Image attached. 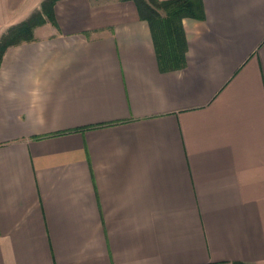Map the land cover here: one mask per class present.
<instances>
[{"label":"crops","instance_id":"0c3cea01","mask_svg":"<svg viewBox=\"0 0 264 264\" xmlns=\"http://www.w3.org/2000/svg\"><path fill=\"white\" fill-rule=\"evenodd\" d=\"M44 1L0 0V38ZM201 2L178 69L133 1L5 51L0 264H264V0Z\"/></svg>","mask_w":264,"mask_h":264},{"label":"trees","instance_id":"16d2710c","mask_svg":"<svg viewBox=\"0 0 264 264\" xmlns=\"http://www.w3.org/2000/svg\"><path fill=\"white\" fill-rule=\"evenodd\" d=\"M58 0H45L40 10L24 22L14 25L0 38V62L5 51L14 45L34 40V30L47 20L54 21V5ZM135 2L142 19L149 23L158 61L163 69L184 66L187 49L183 28L185 18L202 19L201 0H120ZM45 16L46 18H44Z\"/></svg>","mask_w":264,"mask_h":264}]
</instances>
